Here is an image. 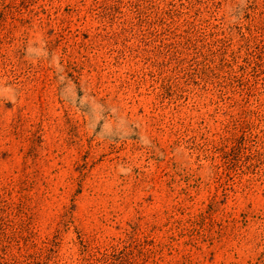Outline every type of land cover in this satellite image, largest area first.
I'll list each match as a JSON object with an SVG mask.
<instances>
[{"label":"rangeland","instance_id":"rangeland-1","mask_svg":"<svg viewBox=\"0 0 264 264\" xmlns=\"http://www.w3.org/2000/svg\"><path fill=\"white\" fill-rule=\"evenodd\" d=\"M0 264H264V0H0Z\"/></svg>","mask_w":264,"mask_h":264}]
</instances>
